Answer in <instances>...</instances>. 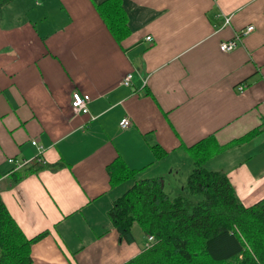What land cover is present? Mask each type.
Instances as JSON below:
<instances>
[{"label": "crops", "instance_id": "obj_1", "mask_svg": "<svg viewBox=\"0 0 264 264\" xmlns=\"http://www.w3.org/2000/svg\"><path fill=\"white\" fill-rule=\"evenodd\" d=\"M104 1L14 0L0 14V193L28 238L49 231L34 264H124L144 250L141 228L125 241L108 216L129 185H111L118 158L180 193L189 147L216 145L205 168L246 206L264 198V0H122L121 42ZM248 26L236 49H220ZM75 92L91 97L89 113H73ZM10 158L63 166L12 185Z\"/></svg>", "mask_w": 264, "mask_h": 264}, {"label": "trees", "instance_id": "obj_2", "mask_svg": "<svg viewBox=\"0 0 264 264\" xmlns=\"http://www.w3.org/2000/svg\"><path fill=\"white\" fill-rule=\"evenodd\" d=\"M14 0H0V14ZM114 36L121 42L130 33L122 0L97 5ZM259 132L253 130L226 146L242 142ZM205 141V140H203ZM197 143L189 147L194 168L182 194L171 197L162 177L136 179L133 170L119 158L108 167L110 182L128 188L108 211L120 238L132 242V229L139 226L154 241L124 264H264V198L246 206L228 176L205 168L214 149ZM156 157L166 151L155 147ZM63 165L29 161L11 170V184L43 169ZM0 172V178L2 177ZM43 231L28 238L10 214L0 193V264H34L32 246L48 235Z\"/></svg>", "mask_w": 264, "mask_h": 264}, {"label": "built area", "instance_id": "obj_3", "mask_svg": "<svg viewBox=\"0 0 264 264\" xmlns=\"http://www.w3.org/2000/svg\"><path fill=\"white\" fill-rule=\"evenodd\" d=\"M229 20V19H228ZM227 20V21H228ZM254 29L253 26H248L245 29L241 30L239 33L236 34V36L229 40V41H225L222 42L220 45V49L224 52H230L233 51L234 49L237 48L238 43L240 42L241 38L247 34H249L252 30ZM146 39L148 41H151L152 38L151 37H146ZM131 81V75H128L124 81V83L126 85H129ZM239 90L242 91L243 87H239ZM91 101V98L88 94H81L79 92H75L73 94V98H72V110L73 113L75 115L80 114V113H89V109H88V105ZM122 128H126L130 125V119L125 117L124 119H122L121 123H120ZM33 144L37 145V141L34 140ZM8 161L10 163L16 164L17 168L23 167L25 164H27L28 162H24V163H18L17 161H15L13 158L8 159ZM154 241V237L152 235L148 236V241L146 243V247H149L150 244Z\"/></svg>", "mask_w": 264, "mask_h": 264}, {"label": "rangeland", "instance_id": "obj_4", "mask_svg": "<svg viewBox=\"0 0 264 264\" xmlns=\"http://www.w3.org/2000/svg\"><path fill=\"white\" fill-rule=\"evenodd\" d=\"M193 161V160H192ZM189 168H191V170H190V172L192 171V169L194 168V164L191 162V163H189ZM182 169V173H183V175H186L187 174V166H182L181 167ZM186 170V171H185ZM190 172L188 171V173L190 174ZM189 174H187L186 175V177L184 178V177H182L181 176V178L183 179V180H186L187 178H188V176H189ZM169 179L170 178H168V180L166 181V190H167V192L171 195V197H176V196H178V195H180V194H182L183 192L181 191L180 193H178L177 191H174V187H176L175 186V183H172V186L170 187V182H169ZM183 180H181V181H183ZM187 181V180H186ZM128 182H126V183H123V184H127ZM125 185H122V184H120L119 186H117V189H124L125 187H124ZM173 190V191H172ZM172 192V193H171ZM117 193V192H116ZM136 227L137 228H140L139 226H137L136 225Z\"/></svg>", "mask_w": 264, "mask_h": 264}, {"label": "bare ground", "instance_id": "obj_5", "mask_svg": "<svg viewBox=\"0 0 264 264\" xmlns=\"http://www.w3.org/2000/svg\"><path fill=\"white\" fill-rule=\"evenodd\" d=\"M227 20H228V19H227ZM243 90H244V87H243ZM243 90H242V91H243ZM90 98H91V97H90ZM90 102H91V101H90ZM127 118H128V117H127ZM120 123H121V122H120ZM130 124H131V121H130ZM120 126H121V125H120ZM129 126H130V125H129ZM129 126H128V127H129ZM128 127H126V128H128ZM121 128H122V127H121ZM126 128H122V129H126Z\"/></svg>", "mask_w": 264, "mask_h": 264}]
</instances>
